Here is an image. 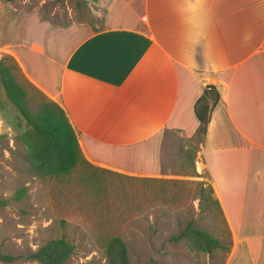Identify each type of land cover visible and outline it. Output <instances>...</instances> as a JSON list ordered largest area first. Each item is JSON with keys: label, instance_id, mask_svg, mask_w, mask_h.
Segmentation results:
<instances>
[{"label": "crops", "instance_id": "0c3cea01", "mask_svg": "<svg viewBox=\"0 0 264 264\" xmlns=\"http://www.w3.org/2000/svg\"><path fill=\"white\" fill-rule=\"evenodd\" d=\"M101 3L99 26L34 18L10 51L25 78L65 111L84 160L153 178L163 132L195 135L214 86L193 171L230 232L225 264H264V0Z\"/></svg>", "mask_w": 264, "mask_h": 264}, {"label": "rangeland", "instance_id": "374dc122", "mask_svg": "<svg viewBox=\"0 0 264 264\" xmlns=\"http://www.w3.org/2000/svg\"><path fill=\"white\" fill-rule=\"evenodd\" d=\"M103 11L101 0H0V69L24 90L32 112L47 100L25 78L12 45L23 44L24 31L36 26L34 18L94 27L101 25ZM26 131L0 82V256L15 258L0 264H40L27 256L62 235L73 246L64 264H112L106 244L114 236L125 243L128 264H225L230 232L207 175L193 171L201 136L163 132L161 177L125 175L85 160L56 180L37 175L25 160ZM188 224L220 247L207 253L189 238L173 241Z\"/></svg>", "mask_w": 264, "mask_h": 264}, {"label": "trees", "instance_id": "16d2710c", "mask_svg": "<svg viewBox=\"0 0 264 264\" xmlns=\"http://www.w3.org/2000/svg\"><path fill=\"white\" fill-rule=\"evenodd\" d=\"M0 82L7 100L25 121L27 131L23 136L25 160L37 175L56 180L66 178L84 163L79 146L78 134L73 129L65 111L52 101L43 102L36 112H32L25 99L24 90L16 83L12 74L0 69ZM214 86H207L194 106L195 117L199 122L196 134L203 137L210 119V112L218 101ZM211 192V189L209 188ZM189 238L199 250L211 252L219 248V242L208 233L188 224L185 230L171 239L177 241ZM108 259L112 264H128L127 249L120 237L114 236L106 244ZM73 252V246L64 235L48 241L27 256L40 264H64ZM4 262L14 261L12 256L2 255Z\"/></svg>", "mask_w": 264, "mask_h": 264}]
</instances>
